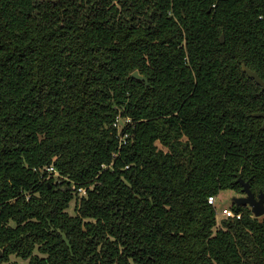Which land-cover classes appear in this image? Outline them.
<instances>
[{
  "label": "trees",
  "instance_id": "1",
  "mask_svg": "<svg viewBox=\"0 0 264 264\" xmlns=\"http://www.w3.org/2000/svg\"><path fill=\"white\" fill-rule=\"evenodd\" d=\"M243 65L264 79V0H0V264H264V215L208 201L264 192Z\"/></svg>",
  "mask_w": 264,
  "mask_h": 264
},
{
  "label": "built area",
  "instance_id": "2",
  "mask_svg": "<svg viewBox=\"0 0 264 264\" xmlns=\"http://www.w3.org/2000/svg\"><path fill=\"white\" fill-rule=\"evenodd\" d=\"M128 121H130L129 117L118 116L113 123V126L117 129V138L120 147L128 144L130 133L125 130V125ZM43 171L46 172V176L43 177V180H52L53 184L55 185H59L64 179H67L60 173V171L54 166V164L45 166ZM70 188L78 197H82L87 194V186L80 184L77 181L70 180ZM208 201L215 206L217 198L215 195H211L209 196ZM218 213L221 214L222 217L240 218L242 216L241 212H236L232 207H223L217 212V215Z\"/></svg>",
  "mask_w": 264,
  "mask_h": 264
},
{
  "label": "water",
  "instance_id": "3",
  "mask_svg": "<svg viewBox=\"0 0 264 264\" xmlns=\"http://www.w3.org/2000/svg\"><path fill=\"white\" fill-rule=\"evenodd\" d=\"M220 39L221 42L225 40L224 33L221 34ZM243 71L247 73V75L250 78L255 79L256 82L262 87V90L264 91V79L258 74V72L252 70L246 65H243ZM132 76L134 78L146 81L148 83L147 77L141 75L138 70H135L132 73ZM253 115L256 117L264 118V112H256ZM262 127L264 128V123ZM238 181L242 184L243 194L239 196H234L232 199L233 203H236L237 205H241V204L248 205L255 216L264 215V192L261 191L258 195H256V193L252 191L250 182L248 180L246 181L242 177H239ZM2 255H3V251L0 249V257Z\"/></svg>",
  "mask_w": 264,
  "mask_h": 264
},
{
  "label": "rangeland",
  "instance_id": "4",
  "mask_svg": "<svg viewBox=\"0 0 264 264\" xmlns=\"http://www.w3.org/2000/svg\"><path fill=\"white\" fill-rule=\"evenodd\" d=\"M239 195H242L234 190H225V191H222L219 195L216 196L217 198V201L215 202V207H216V210H220L222 209L223 207H232V204H233V197L234 196H239ZM74 207H75V200L72 201L71 203V206L69 208V212L74 214L75 213V210H74ZM217 211V212H218ZM218 217V220L220 221L222 219V216L221 214L218 213L217 215ZM11 261H17L19 264H29V260L28 259H24V258H21L17 255H11ZM3 264H8L6 262H4Z\"/></svg>",
  "mask_w": 264,
  "mask_h": 264
}]
</instances>
